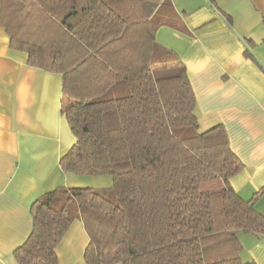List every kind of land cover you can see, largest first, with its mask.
<instances>
[{"label": "trees", "instance_id": "trees-1", "mask_svg": "<svg viewBox=\"0 0 264 264\" xmlns=\"http://www.w3.org/2000/svg\"><path fill=\"white\" fill-rule=\"evenodd\" d=\"M173 18L170 0H0L10 48L62 76L74 143L61 170L113 181L36 199L17 264H58L55 247L74 219L89 237L86 264H254L241 259L238 234L264 235L254 206L264 185L242 198L230 178L243 164L224 126L199 131L185 65L155 39ZM215 180L221 188L201 189Z\"/></svg>", "mask_w": 264, "mask_h": 264}, {"label": "crops", "instance_id": "crops-1", "mask_svg": "<svg viewBox=\"0 0 264 264\" xmlns=\"http://www.w3.org/2000/svg\"><path fill=\"white\" fill-rule=\"evenodd\" d=\"M211 1L170 0L175 20L159 26L155 39L185 65L199 131L224 126L243 164L230 185L248 200L264 185V0ZM247 42L253 57L244 54ZM62 101L61 74L30 66L0 26V264H17L13 251L33 230L36 199L78 187L72 182L80 177L59 166L74 143ZM254 206L264 215V193ZM238 237L241 259L264 264V235ZM88 242L74 219L55 247L58 264H86Z\"/></svg>", "mask_w": 264, "mask_h": 264}, {"label": "rangeland", "instance_id": "rangeland-1", "mask_svg": "<svg viewBox=\"0 0 264 264\" xmlns=\"http://www.w3.org/2000/svg\"><path fill=\"white\" fill-rule=\"evenodd\" d=\"M73 177H80L78 180L72 182L76 184L78 187H91V188H110L113 185L112 177L109 174H103L100 176H84V175H76L73 174ZM82 179V180H80ZM69 183L71 184V180L69 178ZM71 186V185H70ZM222 187L221 181H209L201 184L202 190H215Z\"/></svg>", "mask_w": 264, "mask_h": 264}]
</instances>
